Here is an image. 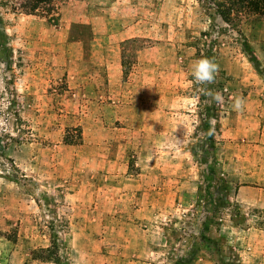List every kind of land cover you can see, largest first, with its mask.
Returning a JSON list of instances; mask_svg holds the SVG:
<instances>
[{
    "label": "rangeland",
    "instance_id": "374dc122",
    "mask_svg": "<svg viewBox=\"0 0 264 264\" xmlns=\"http://www.w3.org/2000/svg\"><path fill=\"white\" fill-rule=\"evenodd\" d=\"M101 2L0 0V264H264V19Z\"/></svg>",
    "mask_w": 264,
    "mask_h": 264
},
{
    "label": "trees",
    "instance_id": "16d2710c",
    "mask_svg": "<svg viewBox=\"0 0 264 264\" xmlns=\"http://www.w3.org/2000/svg\"><path fill=\"white\" fill-rule=\"evenodd\" d=\"M34 3H45L50 0H32ZM204 9L212 10L217 14L225 23L238 26L241 21L249 23H256L264 19V0H198ZM239 32L240 30L237 29ZM74 139L79 138L80 130L76 127ZM66 141H73L64 136ZM55 261V260H54ZM240 264V263H237Z\"/></svg>",
    "mask_w": 264,
    "mask_h": 264
},
{
    "label": "clouds",
    "instance_id": "9594fccd",
    "mask_svg": "<svg viewBox=\"0 0 264 264\" xmlns=\"http://www.w3.org/2000/svg\"><path fill=\"white\" fill-rule=\"evenodd\" d=\"M218 71L219 66L214 60L206 57L193 61L191 65V75L194 78V82L202 86L213 84ZM208 94L213 103L219 104L223 102V96L220 93H212L209 91ZM243 103V100L237 97L234 99L233 108L240 111L243 108Z\"/></svg>",
    "mask_w": 264,
    "mask_h": 264
},
{
    "label": "crops",
    "instance_id": "0c3cea01",
    "mask_svg": "<svg viewBox=\"0 0 264 264\" xmlns=\"http://www.w3.org/2000/svg\"><path fill=\"white\" fill-rule=\"evenodd\" d=\"M70 1H72V2H74L75 4H78V5H82V4H85L86 3V0H69V2ZM105 1V0H104ZM111 1H113V3H115V4H117V10H121V9H123L124 10V8H126L127 7V1L128 0H111ZM104 2H103V0H102V2H101V4H103ZM100 9H101V11H99L98 12V14L100 15V16H102V17H106V13H107V9H106V7H105V5H104V7H100ZM125 32V30H122V31H117L116 33L114 32L113 34H112V36H120V38H123V37H125V36H123V33ZM104 36V35H103Z\"/></svg>",
    "mask_w": 264,
    "mask_h": 264
}]
</instances>
